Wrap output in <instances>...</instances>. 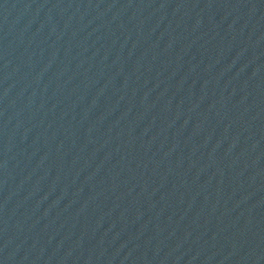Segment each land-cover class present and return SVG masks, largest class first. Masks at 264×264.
<instances>
[{
  "label": "water",
  "instance_id": "1",
  "mask_svg": "<svg viewBox=\"0 0 264 264\" xmlns=\"http://www.w3.org/2000/svg\"><path fill=\"white\" fill-rule=\"evenodd\" d=\"M0 264H264V0H0Z\"/></svg>",
  "mask_w": 264,
  "mask_h": 264
}]
</instances>
